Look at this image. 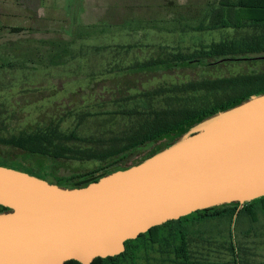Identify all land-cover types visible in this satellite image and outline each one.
Returning a JSON list of instances; mask_svg holds the SVG:
<instances>
[{"label":"rangeland","instance_id":"374dc122","mask_svg":"<svg viewBox=\"0 0 264 264\" xmlns=\"http://www.w3.org/2000/svg\"><path fill=\"white\" fill-rule=\"evenodd\" d=\"M219 1L0 0V136L58 124L107 146L153 113L211 109L243 94L241 83L264 70V61L252 60L258 54L241 61V50H231L188 63L211 47L264 39L263 28L211 30ZM165 63L168 69H154ZM145 65L154 68H139ZM9 149L0 144V160H20ZM63 161L49 175L69 184L116 159ZM230 215L180 224L191 264H264V202ZM177 234L163 227L160 242L136 239L126 256L106 264H181Z\"/></svg>","mask_w":264,"mask_h":264},{"label":"water","instance_id":"95a60500","mask_svg":"<svg viewBox=\"0 0 264 264\" xmlns=\"http://www.w3.org/2000/svg\"><path fill=\"white\" fill-rule=\"evenodd\" d=\"M264 59V57H262ZM264 197V93L82 188L0 165V264H92L195 212Z\"/></svg>","mask_w":264,"mask_h":264},{"label":"trees","instance_id":"16d2710c","mask_svg":"<svg viewBox=\"0 0 264 264\" xmlns=\"http://www.w3.org/2000/svg\"><path fill=\"white\" fill-rule=\"evenodd\" d=\"M209 24L211 30L221 28L242 29L249 26L264 29V0H220L218 8L212 10ZM231 50H241L245 58L240 60H248L246 55L258 54L257 56H260L264 54V39L260 42L253 40V42L248 44L223 45L217 49L211 47L209 50L203 51L198 59L191 60L188 63H201L203 58H210L213 55L225 57L228 56V53L230 54ZM168 65L170 64L165 63V65H157L156 68L151 65H145L139 68L144 70H151L152 68L168 69V67H163ZM253 76V80L250 82L241 83L245 92L238 95L235 91L236 97H233L228 103L204 110L185 108L153 113L138 129L133 130L129 135L114 138L111 144L107 146L101 145L100 140L93 137L79 136L77 131L71 133L60 132L58 124H56V127L53 124L38 126L33 131L23 130L19 135H13L12 137L4 139L0 136V144L10 147L9 150L16 151L20 156V160H0V165L27 172L30 175L48 180L50 183L57 184L63 188L74 189L86 187L100 180L102 177L143 162L148 157L173 144L192 127L217 114L219 111L238 106L248 100L252 95L264 93V74ZM128 152H131L134 156L128 155V158L126 157L127 159H120L122 154L125 157V154ZM138 152H142L143 154H135ZM109 158H115L116 161L109 162L104 166L81 174L78 177L79 179L73 183L62 184L61 181L49 175V172L55 166L64 163L63 160L105 161ZM28 163H30V167L26 166ZM259 200L264 202V197L243 206L239 203H233L198 211L179 220L170 221L162 226L154 227L149 232L142 234L138 239L149 235L152 243H158L161 240L159 231L163 227L174 226L178 233L175 238L179 240V244L174 245L175 249L173 253H175V256L181 264H191V257L194 251H190L186 233L180 224L194 216H198L201 220H207L223 217L225 213L233 216L240 209L250 212L255 202ZM10 211V209L0 205V213ZM253 220H257L256 215L253 216ZM133 241L126 242L125 253L114 258H97L92 264H106V262L114 263L118 261L119 258L129 253ZM231 252L235 258V263L238 254L234 245L231 247ZM66 264L81 263L69 261Z\"/></svg>","mask_w":264,"mask_h":264},{"label":"flooded vegetation","instance_id":"af4514ba","mask_svg":"<svg viewBox=\"0 0 264 264\" xmlns=\"http://www.w3.org/2000/svg\"><path fill=\"white\" fill-rule=\"evenodd\" d=\"M262 57H264V56H259V57H255V58H252V60H262V61H264V59H262ZM250 61V60H249ZM260 73L259 74H256V75H261V74H264V70H261V71H259Z\"/></svg>","mask_w":264,"mask_h":264}]
</instances>
